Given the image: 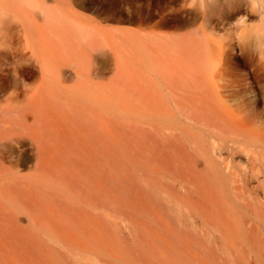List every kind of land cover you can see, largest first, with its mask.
Wrapping results in <instances>:
<instances>
[{
    "label": "bare ground",
    "instance_id": "obj_1",
    "mask_svg": "<svg viewBox=\"0 0 264 264\" xmlns=\"http://www.w3.org/2000/svg\"><path fill=\"white\" fill-rule=\"evenodd\" d=\"M2 2L0 49L37 73L0 111V264H264V106L233 98L239 55ZM219 12L264 33V0ZM18 139L34 154L9 160Z\"/></svg>",
    "mask_w": 264,
    "mask_h": 264
},
{
    "label": "rangeland",
    "instance_id": "obj_2",
    "mask_svg": "<svg viewBox=\"0 0 264 264\" xmlns=\"http://www.w3.org/2000/svg\"><path fill=\"white\" fill-rule=\"evenodd\" d=\"M2 1L0 0V29L6 25V14L11 13L6 12V3ZM76 1L90 7L87 10L78 8L80 12L93 16L101 24L111 28L151 33L159 40L162 38L171 42L181 40V36L189 37L188 34L196 38L194 33L202 39L205 34L204 39L210 42L214 56L217 54L216 41L222 39L227 54L239 55V59L247 65L235 67L229 75L233 98L239 102H252L254 96L258 97L259 100L254 105L263 110L264 33L259 32L262 26L258 13L249 16L245 29L234 26L224 28L214 26L220 20V0ZM21 55L15 50L0 49V111L11 104L13 96L22 92L25 83L29 82L28 76L33 74L32 72L37 73ZM32 149L33 146L28 139H18L7 143L5 152L8 153L9 160H14L26 155L32 156L34 154Z\"/></svg>",
    "mask_w": 264,
    "mask_h": 264
}]
</instances>
